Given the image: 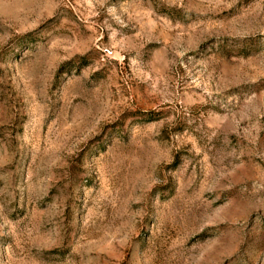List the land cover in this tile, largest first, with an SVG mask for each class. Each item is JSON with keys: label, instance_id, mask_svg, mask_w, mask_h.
Listing matches in <instances>:
<instances>
[{"label": "rangeland", "instance_id": "374dc122", "mask_svg": "<svg viewBox=\"0 0 264 264\" xmlns=\"http://www.w3.org/2000/svg\"><path fill=\"white\" fill-rule=\"evenodd\" d=\"M0 264H264V0H0Z\"/></svg>", "mask_w": 264, "mask_h": 264}]
</instances>
